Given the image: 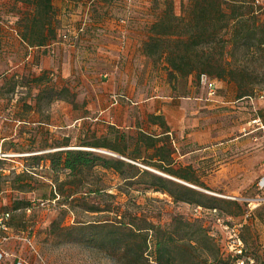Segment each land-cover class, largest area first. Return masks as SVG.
I'll use <instances>...</instances> for the list:
<instances>
[{
  "label": "rangeland",
  "instance_id": "rangeland-1",
  "mask_svg": "<svg viewBox=\"0 0 264 264\" xmlns=\"http://www.w3.org/2000/svg\"><path fill=\"white\" fill-rule=\"evenodd\" d=\"M64 5L65 20H58V26L68 41L58 38L56 44H74L73 35L86 12L87 21L97 25L84 30L85 36L99 42L118 40L121 45L130 39L144 54L145 67L136 76L137 84L123 87L127 93L116 90L110 95L112 106L126 107L114 122L125 133L127 146H133L135 127L161 132L151 126L147 108L142 113L139 100L153 96L162 85L171 96L180 97L168 116L173 123L169 136L172 168L181 169L193 181H181L153 166L140 167L194 187L201 196L194 197L197 202H174L167 194L142 190L99 167L69 174L53 153L89 151L78 145L94 136L113 139L107 114L99 116L89 110V92L84 90L89 79L81 74L78 78L83 85L78 92H60L50 71L36 74L25 65L18 72H8L10 64L23 62L28 49L6 35L0 47L5 63L0 71V212L11 213L15 237L7 242L9 252L28 264H160L158 259L170 264H232L229 251L239 239L246 254L256 264H264V190L257 187L264 176V99L250 102L239 98L235 82L215 77L235 69L248 96L264 93V56L255 51L251 38L240 39L235 47L233 21L225 19L235 13V5L227 2L221 12L212 9L208 18L195 11L194 0H66ZM21 7H27L24 0H0V19L15 22ZM243 7L249 22L264 23V0H249ZM58 11L56 7V15ZM161 20L162 28L171 29L172 35L154 33L153 25ZM194 33L200 44L193 48ZM177 39L187 43L177 44ZM148 43L152 44L149 55ZM169 52L187 54L191 58L188 68L193 71L186 76L170 75L166 66ZM82 62L81 68L72 70L85 72V76L108 73L104 61L95 65L87 59ZM200 73L215 82L214 100L198 85ZM107 77L99 76L97 82L101 84ZM132 89L133 99L129 97ZM87 115L89 119L80 118ZM255 116L262 127L251 124ZM65 142L68 146L62 147ZM93 153L121 159L107 149ZM23 172L27 176L18 177ZM8 183H14L16 189ZM116 211L123 212L119 221L127 227L129 223L145 227V220L155 225L142 257L140 234H131L127 227L116 230L94 225L114 223ZM105 232L109 235L103 239ZM28 233L32 247L20 239Z\"/></svg>",
  "mask_w": 264,
  "mask_h": 264
},
{
  "label": "trees",
  "instance_id": "trees-1",
  "mask_svg": "<svg viewBox=\"0 0 264 264\" xmlns=\"http://www.w3.org/2000/svg\"><path fill=\"white\" fill-rule=\"evenodd\" d=\"M27 7H21L18 11L17 20L15 22L14 30L21 43L27 48L33 47H50L56 44L58 38L63 39L60 33L59 22L52 5V0H24ZM231 3L237 8L235 13L231 16H225V19L233 21L234 33V46L238 47L240 39H253L255 42V51H259L260 56H264V23L249 22L245 18L244 7L249 4V0H194V8L196 12H202L208 18V14H212V9L216 12H221V6L225 3ZM238 6V7H237ZM246 9V8H245ZM202 10V11H199ZM210 17V16H209ZM163 21H159L153 25L155 34H169L172 35L171 29H163ZM3 28L0 27V34ZM192 42L190 47H196L200 44L199 36L195 33L192 35ZM153 40V38L151 39ZM65 41V39H63ZM1 43V35H0ZM175 43H187L182 39H177ZM247 45V43H244ZM152 45V44H151ZM148 43L146 45L147 54L149 55ZM251 47V46H250ZM247 50L249 46H246ZM191 58L187 54L171 53L169 52L166 57V66L170 75L180 74L183 76L189 75L193 68H188ZM223 67L221 63L218 65ZM224 68V67H223ZM218 80H229L237 84L239 90V98L248 97V89L243 86L241 77L238 75L237 70H230L227 73L223 72L216 74ZM67 90H63L65 92ZM149 122L152 126L157 125L161 132L154 134L148 131L137 130L135 132L134 143L132 147L127 146L126 136L124 132H120L117 127L110 125L108 127L110 134L112 133L113 139L106 137H95L91 141H80L78 147L90 148L89 151L84 149H66L53 153V157H58V162H61V167L69 172V174L83 173L94 168H102L103 170H111L115 174L122 177L123 181L128 184H134L142 187V190H153L154 192H161L169 195L174 202H197L195 196H201L196 190L175 182L170 179L157 176L152 172L140 167V165L153 166L166 174L177 178L181 181L191 183L193 179L181 169H173V149L170 145V127L167 126L162 115H149ZM254 119V117H253ZM68 146V142L62 144V147ZM95 149H107L121 157V159L104 158L101 155L93 153ZM56 163V164H57ZM27 176L26 172L18 175V177ZM3 175L0 174V181ZM0 182V192L2 186ZM12 189H16L14 183H8ZM174 187L176 191H173ZM18 188H21L18 187ZM264 190V188L259 189ZM114 196V195H111ZM201 205V204H198ZM123 212H115V222H99L94 224L102 229H107L108 226L116 230L127 227L119 220L122 218ZM131 234H140L142 237L141 248L139 249V256L147 247V238L149 233L155 231V225L145 220V227H138L137 225L129 223L128 227ZM109 233L105 232L101 238H106ZM160 264H170L168 261L162 262L158 259Z\"/></svg>",
  "mask_w": 264,
  "mask_h": 264
},
{
  "label": "crops",
  "instance_id": "crops-1",
  "mask_svg": "<svg viewBox=\"0 0 264 264\" xmlns=\"http://www.w3.org/2000/svg\"><path fill=\"white\" fill-rule=\"evenodd\" d=\"M64 4H66V0H52L54 11L56 7L59 10L56 18L61 23L65 20V17L62 15V13L67 8V6ZM85 13H82L84 14L82 16L83 19L81 20V23H78L77 30L73 35L74 44H72L71 42L68 43L67 46H64L63 44H56L51 47H26L28 49V52L25 55V59L23 60V62L10 64L7 71L10 73H15L20 71V69H22V67H24L25 65V67L28 66V70L30 68V70L35 72L36 74L50 71L52 73L51 75H54L55 79H57L58 81L56 89L60 92H62L63 90L78 92V90H80L83 85L82 83L80 84L78 78L79 74H81L80 76L89 79L88 82L85 83L87 86L89 85V87L87 89H84L89 92L87 97L90 101L88 105L89 110H92V112H98L99 116L102 114H107L106 119L108 120V123L118 128L116 121L114 122V118L117 116V114H121L122 111H126V107H123L121 105L112 106L110 95L114 94V91L116 90L126 92L123 87H126L128 83L137 84V77L140 73L139 71H144L145 67L143 61L144 54H140L141 51L138 48L139 44L137 42L136 45L133 44L135 42L130 39H127V41L122 43L121 45L118 40H107L104 42H99L96 40L94 41V39H92L90 36H85V34L83 33L84 30L92 29L97 25L90 24V21H87V18H85ZM15 22H11V20L5 21L0 19V27L9 30L8 33L6 31L1 32L0 47H2V44L4 43V40L7 36H9V40L12 36L17 39L19 44L21 43L16 34V31L14 30ZM69 22L72 23V20L68 19V23ZM67 41L68 40L63 42ZM52 50H55V55L53 56L50 54V51ZM1 56L2 54H0V71L2 70V66H5L4 58H2ZM99 57H101L102 59ZM82 59L91 61L92 65H95L97 63L96 61H104L108 67L106 69L108 70L106 71L108 73H92V75L85 76V74H87L85 72L83 75L82 72L77 73L76 71L72 70L74 68L79 69L81 68L80 65L85 64L84 62H82ZM99 76L108 77L107 79H103L104 82L100 84L97 82V78ZM133 91H135V89H132L129 95V97H131L132 99L134 98ZM168 91L169 90L167 89V86L162 85V87L158 89L156 88L153 96L146 97L144 100H139L142 101V105L140 103L141 106H139L138 104L139 101L136 102V106L142 108V113H144V110L147 108L146 113L148 115H162L167 126H169L171 129V127H173V123H171L168 118L169 112L173 108H176L177 105H179L178 100L180 99V97H173ZM139 92L140 91L138 90L136 91V93L138 94V98H141ZM96 115H94L95 120H97ZM124 117L129 118L127 114ZM80 118L89 119V116H81ZM153 127L158 128L157 125H154ZM134 129L136 131H146L145 129H142L140 127H135ZM13 260V258H10L8 262H11Z\"/></svg>",
  "mask_w": 264,
  "mask_h": 264
},
{
  "label": "built area",
  "instance_id": "built-area-1",
  "mask_svg": "<svg viewBox=\"0 0 264 264\" xmlns=\"http://www.w3.org/2000/svg\"><path fill=\"white\" fill-rule=\"evenodd\" d=\"M82 30V29H81ZM63 39H66V35L63 36ZM198 85L206 91L209 99L214 100L217 97L216 94V85L215 82L209 78V76L205 73H200L197 77ZM247 99L250 102L258 99H264V93H261L257 97L248 96ZM113 103H116L115 96L113 97ZM251 124L257 125V127H262L261 119L258 116H255L252 119ZM258 189L264 188V176H262L257 182ZM261 201L262 199H256ZM15 237L11 226V213L9 211L0 212V264H3L4 260L7 262L10 258L14 260L9 264H28V262L17 255L9 252L8 249H5L7 242ZM20 239L25 242L27 245L32 247L31 239L29 237V233L25 236H20ZM235 245L231 246L230 257L233 259L232 264H256L255 259L246 254V250L242 242L237 239Z\"/></svg>",
  "mask_w": 264,
  "mask_h": 264
},
{
  "label": "water",
  "instance_id": "water-1",
  "mask_svg": "<svg viewBox=\"0 0 264 264\" xmlns=\"http://www.w3.org/2000/svg\"><path fill=\"white\" fill-rule=\"evenodd\" d=\"M192 188H194V187H192Z\"/></svg>",
  "mask_w": 264,
  "mask_h": 264
}]
</instances>
